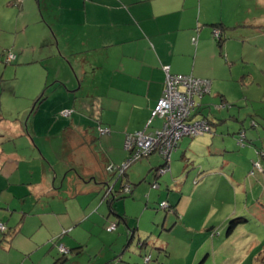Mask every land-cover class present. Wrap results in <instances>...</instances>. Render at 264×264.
Wrapping results in <instances>:
<instances>
[{
    "label": "crops",
    "instance_id": "1",
    "mask_svg": "<svg viewBox=\"0 0 264 264\" xmlns=\"http://www.w3.org/2000/svg\"><path fill=\"white\" fill-rule=\"evenodd\" d=\"M37 3L57 39V56L50 61L57 66L51 64L35 72L30 86L32 109H18L10 119L0 112V223L7 228L0 232V264H56L60 259L54 256L55 249L59 252L58 245L67 250L81 248L77 250L81 252L91 235L92 229L87 227L93 224L91 214L103 213L101 225L107 224L109 214H113V203L105 202L104 193L114 175L106 168L123 164L128 158L126 136L141 131L155 133L163 126L159 118L149 122L164 91V67H170L175 75L210 80L218 88L231 77L227 53L231 41L238 37L232 32L240 27L255 32L239 37L243 39L239 52L244 50L245 60V51L258 49L252 44L254 37L264 36V23L253 24L251 18H241L242 0ZM29 5L25 0L14 21L16 32L21 30L26 36L29 29L20 28L19 23L29 12ZM216 25L224 29L222 47L213 35ZM37 26L40 37L47 38L46 30ZM68 67L73 74L66 73ZM211 101L204 97L196 112L197 118L201 115L199 119L211 122V134L185 143L179 158L190 163L188 155L212 156L208 166L194 168L201 181L194 190H190L189 180L185 184L166 181L172 212L163 219L159 235L163 236L166 228L168 239H172L158 247L155 243L149 246L154 230L147 232L146 226L151 230L153 226H130V233L139 237V246L147 247V252L150 247L149 255H145L150 256V262L144 259L146 264H264V187L261 177L252 181V177L264 176V168L259 172L250 165L247 150L243 159L242 150L227 132L219 134L225 118L202 112L211 110ZM67 110L72 114L62 116ZM22 114L25 116L20 120ZM16 118L17 124L13 122ZM99 128L109 133L101 135ZM218 134L224 145L216 142ZM248 142L253 145L255 140L247 134V146ZM235 150L239 159L233 156ZM150 159L149 173L158 182L161 177L156 173L164 163L153 167ZM242 164L252 168L244 169ZM247 170L248 177L241 180L244 185L239 184V191L233 192H240L247 203L235 209L229 181H236V176ZM250 201L256 204L249 205ZM103 205L109 206L108 213L99 209ZM120 213L126 219L117 218L128 224L127 213ZM236 216L241 223L230 231V222ZM179 229L182 235L176 234ZM215 232L220 235L213 236ZM133 240L130 237L129 242ZM155 248L158 254H154Z\"/></svg>",
    "mask_w": 264,
    "mask_h": 264
},
{
    "label": "rangeland",
    "instance_id": "2",
    "mask_svg": "<svg viewBox=\"0 0 264 264\" xmlns=\"http://www.w3.org/2000/svg\"><path fill=\"white\" fill-rule=\"evenodd\" d=\"M24 2L25 0H0V6L2 7L0 10V14L2 15L0 16V112H3V114L6 117H9V119L10 116L13 115L11 113L17 112L18 109L26 110L29 108V106L32 109L33 104L30 103L32 99L30 86L33 83L34 77L36 76L35 72H42V68L45 66L51 67V64L54 68L57 66L56 62H50L52 61L51 57L57 56V39L54 37L51 27L48 26L46 21H44V16H46V13L41 8V5H38L37 0H29L30 5L29 7H26L29 12H26L23 15L21 18V23H19L20 28L27 27L29 29V35H23L21 30L16 32L17 28H15L16 23H14V21L17 14L21 12L20 10H22V5ZM11 3L13 4L11 5ZM261 12L263 16H261ZM241 18H251L253 24H257L259 22H262L263 24L264 2H261V0H242ZM37 22H39V24H37ZM37 25L42 26L46 30L47 38L40 37ZM251 30L252 29L240 27L237 28L236 31L234 30L232 32L233 36L238 37L237 40L231 41L229 51L227 53L228 62L230 61L229 63L231 64V77L218 86V88L217 85H215V87L213 86L211 94L205 96V98H212L213 100V102L211 101V110L208 108L202 112H205V114L203 113L205 116H208L210 112H213V114L224 117V125L218 128L219 131L221 129L223 130L219 132V134L224 131L227 132L224 133L226 135L229 134V137L235 141V145H238L237 148L242 150V158L245 159L244 154L247 150L248 155H250V165L252 164V166L255 168H259V172H263L264 36L260 39L254 37L255 39L252 44L258 49L254 50L253 47H250L251 49H248L249 51H245L247 54V60L243 58L244 50L242 53L239 52L241 47L240 43L243 42V39H240L239 37L244 35H255V32H252ZM248 42L249 41H247V43ZM24 50L26 51V54L24 53ZM10 53L16 55V59L11 63H9L7 60ZM67 72L73 74L72 69L69 67L66 68V73ZM75 84L77 88L80 87L78 82ZM48 85L49 87L52 86L51 81ZM221 96H224L226 99H220ZM24 116L25 115L22 114L20 120H23ZM198 117L201 118V115H198ZM17 118L13 120L15 124H17ZM228 130L230 132H228ZM219 134L216 137V142L218 144L224 145L225 143L222 142V138ZM247 134L250 140H255L253 145L248 142L247 146V143H245L246 141L242 142V140H246L245 137ZM195 138H184L180 142V146L178 147L177 151L171 156L170 171L166 172L161 176V178L157 179L158 182L153 180L154 174L152 172L149 173L151 166L148 164V160L151 158L150 161L153 167L162 165L164 160L159 154H153L149 158L134 162L127 169L126 174L122 177V180L119 181L117 185L121 192V186L129 184L128 186H131L130 191H126V189L123 188V193L120 194L121 197L117 199L114 204L115 211L113 214H109L111 218L107 220V224L104 222L103 225H101L102 220L104 219L103 213L101 211H95L91 214V222L93 224L89 223L87 224V227L92 229V231L90 232L91 235L88 234L89 238H86L87 241L85 243V247L81 252L69 250L67 257L68 260L63 264L149 263H145L144 259L147 260L150 258V256L145 258V255H149L150 247H148V252L146 251L147 247H140L139 237L137 236L132 242H129L131 237L130 232L133 231L132 228H136L138 223L141 228L151 224L153 226L152 230L146 226L147 232L154 230L153 239L148 240L150 241L149 246L154 247L155 243L156 247H158L160 243L163 244L164 241H170V239H172V237L168 239L169 234L167 233L168 229L166 228L163 231L164 235L161 237L159 235L162 228L163 219L166 217V215L172 212V209H169L170 211L166 212V210L161 207V204L168 203L166 181L167 179H170L172 183L179 182L185 184L189 180L192 187L191 189L189 187V189L194 190L197 183L201 181V179L198 178V171L194 168L198 169L205 165L208 166L210 163L209 158H212V156L192 157L188 155L187 158L189 159L190 163L179 160V158L181 159L180 156L182 146L188 141L194 140ZM230 144V142L227 143V145ZM235 151L236 152L233 154V156L239 159L240 154L237 152V150ZM223 155L226 156L225 152ZM155 156H158L161 159H156L157 157ZM187 165L188 167L186 168ZM242 166L244 169L252 168V166L248 167L244 164H242ZM249 170L246 172L242 171L241 174H238L236 176L238 181H235L233 178L232 182L229 181L232 190H229L230 196L233 194L232 201L234 203L235 209L247 203L245 200L241 199L243 195L240 192H233L239 191V184L241 186L244 185V182H241V180H246L249 175ZM128 176L130 180L126 181ZM260 177L262 178L264 187L263 175L252 177V181L255 182L259 180ZM140 179L142 180L141 183H139ZM154 182L161 184V187L156 188L153 186L155 184ZM244 190L249 191L246 187H244ZM120 192H118V194ZM206 196L207 193L204 197ZM248 204L252 205L256 203L250 201ZM261 204H263L264 207V200ZM100 208L102 211L106 210L107 213L109 212L108 205H103L99 207V209ZM120 211L127 213L128 224H125L121 219L117 218V216H122ZM236 217L237 218L235 219H240V216ZM251 220L258 221V219L255 217H251ZM118 222H120L119 225ZM1 224L2 223H0V225ZM112 224L118 225L117 230L115 232H108L107 228ZM67 232L69 233L70 231L67 230ZM176 234L182 235V229H179ZM217 234L220 235L219 232H215L213 236ZM144 237L145 236L142 237V240L145 241L146 239H144ZM160 238L163 241L159 242L158 240H160ZM130 243L131 245L128 246ZM60 246L61 245L57 246L59 252L56 249L54 250V256H56L58 259L62 257L61 250L59 249ZM65 248L68 249L67 247ZM158 253L159 252L157 251V248H155L154 254ZM172 263L173 261H167V264ZM151 264H154V262Z\"/></svg>",
    "mask_w": 264,
    "mask_h": 264
},
{
    "label": "built area",
    "instance_id": "3",
    "mask_svg": "<svg viewBox=\"0 0 264 264\" xmlns=\"http://www.w3.org/2000/svg\"><path fill=\"white\" fill-rule=\"evenodd\" d=\"M213 35L215 38H220L221 31L215 29ZM193 42L197 43L196 38L193 39ZM15 59L16 55L10 53L7 60L11 63ZM164 72L166 76L164 91L149 122L150 125L155 118H159L163 121L162 128L155 133L141 131L128 134L124 145L129 154L128 158L120 166H108L109 174L123 177L134 162L149 158L153 154H159L165 162V165L159 168L156 173L158 177H161L170 171L171 156L177 151L181 140L211 133L212 128L208 120L198 119L194 115L200 107V100L211 94L212 81L194 76L172 74L168 66L164 67ZM71 114L70 110L61 113L64 117H69ZM99 132L101 135H107L109 130L99 128ZM153 186L159 188L157 183ZM111 188H109V192L112 191ZM125 189L130 191L131 186L125 185ZM161 207L167 208V203L161 204ZM117 226V224H112L107 228V231L115 232ZM0 231L2 233L7 231L4 224L0 225ZM59 249L63 255L69 253V250L63 245Z\"/></svg>",
    "mask_w": 264,
    "mask_h": 264
},
{
    "label": "trees",
    "instance_id": "4",
    "mask_svg": "<svg viewBox=\"0 0 264 264\" xmlns=\"http://www.w3.org/2000/svg\"><path fill=\"white\" fill-rule=\"evenodd\" d=\"M219 30V31H221V35H220V38H215L217 41H218V43H219V45H220V47H222V45L224 44V41H225V39H224V35L223 34H225L224 33V29H223V27H221L220 25H216L215 27H214V30ZM214 32V31H213ZM197 40V39H196ZM194 43V42H193ZM194 44H196V43H194ZM196 78V77H195ZM198 111V110H197ZM196 111V112H197ZM194 116H196L197 117V115H196V113H195V115ZM208 122H209V124H210V126H211V122L208 120ZM211 128H212V126H211ZM241 139V138H240ZM245 139H246V137H245ZM182 141V140H181ZM243 141H246V140H242V142ZM241 142V141H240ZM241 142V143H242ZM243 144H245V143H243ZM242 144V145H243ZM164 164H163V166L165 165V162H163ZM162 166V167H163ZM261 166V165H260ZM107 169V168H106ZM112 183L110 184V185H108L107 187H106V189H105V193H104V199H105V202L107 201V202H112L113 203V212L115 211L114 210V204H115V202H116V200L117 199H119L120 197H121V195L120 194H122L123 193V188H125V186H121V192H120V189H118V187H117V185H118V183H119V181H121L122 180V177H119V176H112ZM125 181V180H124ZM124 183V182H123ZM123 183H122V185H123ZM156 184V183H155ZM126 185H129V184H126ZM110 187H112L111 189H112V191L111 192H109V188ZM118 192H120L119 194H118ZM167 205H168V207L166 208V209H164V210H166V212H168V211H170L169 209H171V206L167 203ZM120 218H124V219H126L125 217H122V216H120ZM241 219H233L231 222H230V231H232L235 227H237L240 223H241V221H240ZM131 235V240H133L134 238H135V235L133 234V233H131L130 234ZM81 248H77V249H75V250H73V251H77V250H80ZM71 252V251H70ZM68 254H65V255H63L62 254V257L57 261V263L56 264H63L64 262H66L67 260H68ZM146 258V257H145ZM149 262H150V258H149Z\"/></svg>",
    "mask_w": 264,
    "mask_h": 264
},
{
    "label": "bare ground",
    "instance_id": "5",
    "mask_svg": "<svg viewBox=\"0 0 264 264\" xmlns=\"http://www.w3.org/2000/svg\"><path fill=\"white\" fill-rule=\"evenodd\" d=\"M167 207H168V205H167ZM164 209H166V208L164 207ZM146 262H149V259H147Z\"/></svg>",
    "mask_w": 264,
    "mask_h": 264
},
{
    "label": "clouds",
    "instance_id": "6",
    "mask_svg": "<svg viewBox=\"0 0 264 264\" xmlns=\"http://www.w3.org/2000/svg\"><path fill=\"white\" fill-rule=\"evenodd\" d=\"M213 87V86H212ZM112 176V175H111Z\"/></svg>",
    "mask_w": 264,
    "mask_h": 264
}]
</instances>
